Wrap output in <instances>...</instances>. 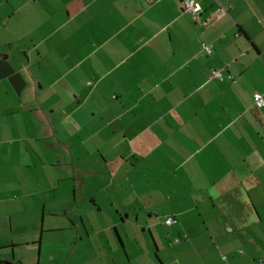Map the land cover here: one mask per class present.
<instances>
[{
	"label": "crops",
	"instance_id": "crops-1",
	"mask_svg": "<svg viewBox=\"0 0 264 264\" xmlns=\"http://www.w3.org/2000/svg\"><path fill=\"white\" fill-rule=\"evenodd\" d=\"M184 1L0 0V264H264V0Z\"/></svg>",
	"mask_w": 264,
	"mask_h": 264
},
{
	"label": "built area",
	"instance_id": "built-area-1",
	"mask_svg": "<svg viewBox=\"0 0 264 264\" xmlns=\"http://www.w3.org/2000/svg\"><path fill=\"white\" fill-rule=\"evenodd\" d=\"M184 8L187 9V10L196 12V11L199 10L200 7L198 5H196L193 0H185L184 1ZM205 50H206L207 54H211L212 53V49L209 48V47H206ZM212 76L216 77V78H219V79H222V74L219 71H213L212 72ZM254 104L259 109L263 108L264 107V99L262 98V96L256 95L255 98H254ZM174 223H176V219L167 218V220H166V224L167 225H173ZM176 241L178 242L179 240H176Z\"/></svg>",
	"mask_w": 264,
	"mask_h": 264
}]
</instances>
